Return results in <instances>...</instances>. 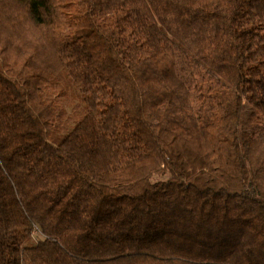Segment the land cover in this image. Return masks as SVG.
I'll return each mask as SVG.
<instances>
[{"label": "trees", "instance_id": "16d2710c", "mask_svg": "<svg viewBox=\"0 0 264 264\" xmlns=\"http://www.w3.org/2000/svg\"><path fill=\"white\" fill-rule=\"evenodd\" d=\"M0 264H264V0H0Z\"/></svg>", "mask_w": 264, "mask_h": 264}, {"label": "rangeland", "instance_id": "374dc122", "mask_svg": "<svg viewBox=\"0 0 264 264\" xmlns=\"http://www.w3.org/2000/svg\"><path fill=\"white\" fill-rule=\"evenodd\" d=\"M250 106H249V104H247L246 105V107H245V119H246V122L244 123V127L245 128H250L251 127V124H249L248 122H247V116H248V114H249V112H250Z\"/></svg>", "mask_w": 264, "mask_h": 264}]
</instances>
